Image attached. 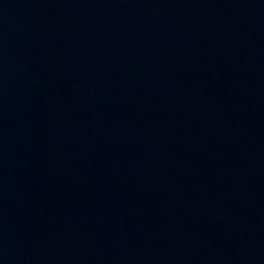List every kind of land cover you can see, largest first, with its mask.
Instances as JSON below:
<instances>
[{"label": "water", "instance_id": "95a60500", "mask_svg": "<svg viewBox=\"0 0 264 264\" xmlns=\"http://www.w3.org/2000/svg\"><path fill=\"white\" fill-rule=\"evenodd\" d=\"M0 264H264V0H0Z\"/></svg>", "mask_w": 264, "mask_h": 264}]
</instances>
